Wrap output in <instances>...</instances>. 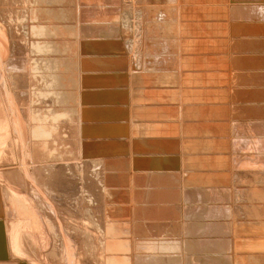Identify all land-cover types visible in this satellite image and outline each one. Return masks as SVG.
Segmentation results:
<instances>
[{
	"label": "rangeland",
	"instance_id": "374dc122",
	"mask_svg": "<svg viewBox=\"0 0 264 264\" xmlns=\"http://www.w3.org/2000/svg\"><path fill=\"white\" fill-rule=\"evenodd\" d=\"M36 1L38 0H0V28L2 30V37L4 38L2 58L0 60V75H2L0 76L2 80V82L0 81V245L4 247L5 255L8 253V257L19 264H132L131 259L135 254L132 253V242L134 239L132 240L133 236L130 231L132 230L133 223L137 220V218L131 217L136 210V204L122 197L130 193V189H132L130 188V184L128 182L124 185L120 184V181L117 179L119 174L146 172L150 173L146 175H151V177L146 181V184L143 183V190L144 187L146 188L145 190L149 191L161 189L163 192H168L169 194L167 195V199L163 198L159 201L145 199L147 202L143 201V209H146V214L151 217H149V222L158 223L161 219L166 221L170 219L172 222H176V220L183 222L184 219H188L186 223L199 221L205 218L199 215L200 212L205 211L204 208L223 207L227 210V213L222 217L215 215L217 217L214 216L213 220L222 225L220 232L224 233L218 231V234L216 232L215 235L211 234L210 237L213 236L214 244L216 242L219 244L224 242L226 248L225 250L223 247L222 249L221 247L219 248V246L218 248H214L217 251L220 250V253L223 252V259L228 264H264V212H261V208L264 209V182L258 178V172L261 171L262 166L254 163L256 155L260 161L262 160L260 152L248 150L245 148L246 145H242L244 147L241 149H234L233 145H228L229 142L227 148H231L227 149L226 158L228 157L227 159L232 165L228 167L227 172H223L224 175L222 174L224 179L227 177L226 174L229 176V179L227 182L225 181V185L220 182L219 184L213 183L215 178L208 170V166L204 165L205 167L201 166L199 169L200 166L198 167L197 163L203 161L204 158H208L206 156L208 154L207 151L201 150L200 144L197 145L196 149H188L187 141L190 139H184L179 133L180 130L185 131L184 128L187 125L182 123L181 120L189 118V103L193 101L190 98L189 100L188 98H184V102L182 101V98L186 97L184 93L189 90V85H186L188 83H183L181 80L180 82L176 80L177 83H173V80L169 84L164 78V82L161 79L160 82H156L157 84L151 82V84L158 86L155 88H161L167 84L170 85L168 88L171 93L177 88L176 93L179 94L178 96H181V99L176 101L163 100L164 102H162L163 105H166L165 109L172 111L173 116L170 114L166 115L165 113L162 116V111H165L164 108H162L159 114L158 107H151L152 111L149 110L148 113L153 115L152 118L157 115L158 117L156 118L158 119H151L153 124L145 131L137 129L139 125L143 127V116L133 115L132 110L143 108V74L153 73L155 77L157 75L162 76L164 73L174 74L175 78H178L177 73L180 74V60H178L177 47L178 43L180 45L183 41L181 37L183 34L181 35V32L177 31L176 24L174 25L173 20H171L174 14L169 11L168 0H78V23L81 21L79 27L81 24L83 25L80 27L81 31L77 40L78 47H76L78 49L74 53L75 56L73 52H70L71 55L69 56L70 53L66 52L65 54L61 51L57 53L56 48L52 47L50 49V46H48L51 43L50 41L53 44L58 43V40L64 41L63 38H57L55 35H51L50 37L47 34L42 39L45 44L50 39L48 45L46 44L48 49H46L47 46L45 47L44 43L39 47L35 44L38 41V33H35L34 37L32 34L34 30L37 32L36 25L39 22L30 20L32 18L30 14L32 12L30 11L39 6V1ZM204 3L207 6L206 2L203 1L196 7L202 8L201 6ZM54 7L58 8V3H55ZM29 9L31 10L29 11ZM113 10L116 11L114 15L112 13ZM196 10L192 15L199 16L201 10ZM143 14L145 18H143ZM164 14H166L165 17ZM80 15L86 19L84 20ZM110 15L111 17H109ZM138 15H141V21L138 19V22L141 23H138L139 32L134 33L135 38H137L134 39L139 42L140 49L137 47L138 49L136 48V53L133 56L130 53V57H136V62L134 63L133 60H129V54L122 50L124 49L122 47L123 41L118 39L120 34H118L119 30L117 28L122 26V22H136ZM160 15L164 18L160 17ZM175 15L177 17L176 12ZM124 18L127 20H124ZM182 18L179 19L180 23L184 24V27H188V23H185L186 17L182 16ZM32 24H35L34 26L36 27ZM32 27L34 28L33 31ZM102 32H105L104 35L101 34ZM40 35L38 37L41 39ZM186 36L187 34L183 35L185 38ZM180 40L182 41L180 42ZM35 46L36 49L34 48ZM49 49L50 52L48 51ZM47 52L49 53L47 54ZM73 57L78 59L83 58L81 63L85 60L87 61L89 57L105 63L102 66L99 65L101 71L116 77L114 84L112 86L108 85L109 88H112L108 89L107 86H101L100 91L113 90L114 93L117 92L119 94V99L122 102H119V104L112 103L113 99L109 100L107 98L108 100L105 99L107 102L104 99H100V102L104 101L99 103L95 99L96 95L92 86L91 88L87 86V89L81 86H64L61 91L60 89L58 91V88L54 87L55 85L49 84L46 81L45 83L42 82V78L53 77L62 72L50 71L48 68L43 69L44 67L41 68L42 71L33 69L34 64L36 65V62H40L41 59L47 62L51 59L62 61ZM46 62L42 64H46ZM116 65L119 68H115L116 71L113 70L112 72L111 67H115ZM159 67L162 68L158 69ZM236 68L238 67L231 63V68L228 70L229 76H231L230 80L232 79L228 84V87H232L228 90L230 94L234 90L233 86L241 83L239 82L241 81L240 73L238 75ZM81 71L84 72L82 68L81 70L79 69V76L82 75ZM117 74L120 76H117ZM134 77L135 79H133ZM23 79L26 83L21 87ZM149 82L144 80V83ZM161 82L163 84H160ZM241 87L243 89V84ZM150 90H154V88L151 87ZM191 90L193 91V89ZM19 92L26 94L27 98L24 101L20 99ZM58 92L66 94L68 98L65 99L63 96L59 97L58 95L53 96V94H58ZM91 93H94L93 95L95 96L93 97ZM72 94H76L77 101L71 97L73 96ZM7 95L10 96L12 104L8 103ZM82 96L87 97L84 100L85 102L80 101L83 98ZM131 96L134 97H132V104H130ZM236 99H238V96H236ZM243 99L244 101L239 103H242V105L246 104L247 106L251 105V101L247 97ZM200 100L198 102L204 103L205 101L209 106H212L209 101ZM223 104L227 106V110L231 108V111L241 106V104L239 106V104H233L231 101ZM11 107H15L16 110L14 108L11 109ZM176 111H179V116H176L178 115ZM17 114L19 115L17 116ZM231 114L230 118L235 121L236 116L233 112ZM82 117L85 118L83 119ZM227 119L223 122L229 125L226 139L231 140L232 138L239 137L237 134L236 137L232 133L230 122L232 120ZM181 123L182 125L180 126ZM135 124L138 125L135 126ZM114 126H116L115 129L113 128ZM135 129L138 131H135ZM140 133H143L142 147L136 142L140 138L139 136H141ZM83 135H87L88 137H84ZM201 139L204 140L203 137H195L192 140H196L195 142L197 143ZM254 139L260 141V137L256 136L255 138L254 136ZM117 141L120 142L115 143ZM122 141L123 143H121ZM149 141L164 144L161 146L160 144L151 146ZM181 141L182 143L183 141L185 142L183 143L185 146ZM93 142L98 143V145L100 143L101 145L99 146L100 149L97 147L98 150L96 149V152L92 149ZM91 143L93 144L92 148ZM89 147L91 150H89ZM131 147L135 148L132 149ZM241 151L250 154L248 157H242L236 161L234 154H240ZM155 156L167 158L171 165H159L156 163L149 166L150 161L155 160ZM140 160L141 162L139 163ZM193 160L196 161L195 165H192ZM231 160L234 161L235 165ZM123 168L126 169L123 170ZM46 170H50V172H45ZM184 173L208 174L213 177H211L212 183L208 182L206 185L202 184L198 186L192 185L191 187V184L189 186L188 182L184 181ZM157 174L168 175L169 178L171 176L170 179L172 180L173 178L175 181L172 180L171 185L164 186L155 181L151 182V178H154ZM173 176H176L175 179ZM222 177L219 176L216 180ZM190 189L191 191H208L206 189H209L208 192L216 190L214 192L215 195L219 190H222L228 193V197L223 199L221 196L216 195V198L213 193L210 200L204 199L202 201L200 200L202 197H199V195H195L196 198H194V195L192 197L189 194ZM241 191H246V194L242 196ZM245 209H248L249 212H246ZM148 210H151L153 215ZM174 210L175 212L181 211L180 216L177 217L173 213ZM158 212L161 214L158 215ZM186 212L188 214L192 212V217ZM148 215L146 219L144 218L143 222L148 219ZM182 215L185 217H182ZM156 220L158 221L156 222ZM120 227H124L121 233L118 231ZM222 229L227 230L222 231ZM123 232L127 234H123ZM157 234L155 233L154 236L150 235V237L146 235L147 237H145L147 239H156L159 238L157 236H160ZM62 236H64V240L67 239V242H65L67 253L69 254L68 257H71V259L68 258V261H64L61 258L62 252L60 254L61 260L57 258L58 249L60 248V244H62ZM191 237L193 242L208 239L205 232H200L199 235L196 234L195 237ZM183 238L186 239L187 237L183 236ZM70 242H72V245ZM124 244L125 247L129 246H127L126 252L124 251ZM211 250L215 251L214 249ZM178 253L176 256L184 258V261L191 254V256H199L200 254L193 250L184 251L183 255H180V252ZM142 256L144 254H140L139 257ZM154 256L157 257L155 254ZM169 256H173V254ZM186 263L188 262L186 261Z\"/></svg>",
	"mask_w": 264,
	"mask_h": 264
},
{
	"label": "bare ground",
	"instance_id": "6f19581e",
	"mask_svg": "<svg viewBox=\"0 0 264 264\" xmlns=\"http://www.w3.org/2000/svg\"><path fill=\"white\" fill-rule=\"evenodd\" d=\"M39 1V2H38ZM36 2H38L39 6L37 8H35L34 10L30 11L31 9H29L30 13L31 14V17L30 20L32 19L33 21L35 20L36 22H39L37 23L38 25L37 26V29L36 30L37 32H33V37L35 35V33L37 35V40L36 41V45L41 46L42 43H44L42 41V39L48 35H55L57 38H63L64 41H60L58 40L59 42L56 43V44H53L52 41H50L51 43L48 45V40L47 41V45L50 46V49L53 47V48H56L57 50V53H60L61 52H64L66 54L67 53H70V52H73V54L76 52V47L77 46V40H78V35L80 34V27H82L83 24H81V26L79 27V22L78 23V8L79 7L78 5V0H38ZM167 1V0H165ZM196 1H203V0H196ZM206 2V5L205 6V3L201 6L202 8L200 7H195V6H198L195 5V6H191L192 2H188L187 0H168L167 4H168V7H169V11H171L174 16L171 20H173V23L174 25L176 24L177 28H178V32H181V35L182 34H189V28L188 27H184V24H181L180 23V18H182V16H190L192 15L193 13H195V10L197 8V10H201L199 12V16H212V15H218V18L217 20H219L220 18V22L218 23L221 24V22H223L224 20H227L229 21L228 24H231V19L235 20V21H238V19H248L250 21H254L256 22L257 24L255 26H252L253 27H250V30L252 29V33L253 31L256 33H254L255 36L253 37H250L248 34L246 37L244 38H241L238 40V43H237V46L235 45V43L233 41H231V45H232V48L235 50L236 53L240 54V58L237 57V55H234L232 56V65L234 64L236 67H239L238 65L236 64H242L240 67H242V71H241V81L239 82H243V89L247 90L248 89V92L244 95V97H247V99H249L251 101V105H239L240 107L236 108L235 110H233L232 112L234 113V115L236 116L235 117V121H233L234 119H231L232 121L231 122V131L233 134H239V130H241V128L239 127V122L240 121H247V122H253V124L249 125L248 127L245 126L244 127V136L245 137H251L250 139H246L243 141V143H241V145H238L237 146V143L235 142L234 138H232L231 140L229 139V144L228 145H233L234 149H240L243 148L245 145V148L247 149H252V150H257L258 152H260L261 156H262V162L258 159V156L256 155V161H254L255 164H259L260 166H262L261 168V171L258 172L259 174V177L260 179H262V181L264 182V0H225V4L223 2H219L220 0H204ZM224 1V0H222ZM35 3V2H34ZM55 3H58L59 7L56 8L54 7V4ZM81 3V2H80ZM110 3H112V1H110ZM202 3V2H201ZM37 4V3H36ZM190 4V5H188ZM200 4V3H199ZM152 5H154L152 3ZM224 7H222V6ZM46 6V7H45ZM36 7V6H35ZM81 9V8H80ZM130 9V8H129ZM196 10V11H197ZM130 11V10H129ZM82 12V11H81ZM115 10L112 11L113 15L115 14ZM133 12V11H132ZM166 12V10H165ZM175 12L177 13V17L175 15ZM80 13V12H79ZM83 13V12H82ZM81 13V15L83 16V14ZM86 13V12H85ZM84 13V14H85ZM211 13H214V14H211ZM89 14V13H88ZM132 14V13H130ZM134 14V13H133ZM142 14V13H141ZM80 15V16H81ZM87 15V14H85ZM112 15V14H111ZM111 15L109 17H111ZM166 14H164V17H165ZM168 15V14H167ZM187 15V16H186ZM197 15V13H196ZM29 16V15H28ZM81 16V17H82ZM134 16V15H133ZM80 17V18H81ZM136 17V16H135ZM159 17V16H158ZM160 17L164 18L162 15H160ZM84 19V17H82ZM88 18H89V15H88ZM87 18V19H88ZM121 18V17H120ZM143 18H145L144 14H143ZM142 18V19H143ZM86 19V18H85ZM84 19V20H85ZM126 18H124L125 20ZM141 21V15L138 17H136V22H133V23H124L122 22V26H119L117 29L119 30L118 31V34H120L119 36V40H122L123 43H122V47H124V49H122L125 53L129 54V60H133L134 63L136 62V57H130V53H132L131 56H133V54L136 53V50L138 49L137 47H139V42L138 41H135V36H134V33H137L139 32L138 31V23L140 24L141 22H138L139 20ZM161 19V18H160ZM183 19V18H182ZM181 19V20H182ZM121 20V19H120ZM123 20V19H122ZM127 20V19H126ZM106 21V20H105ZM31 22V21H30ZM129 22V21H128ZM169 22V21H168ZM34 23V22H33ZM43 23V25H42ZM44 23H47V24H44ZM144 23V22H143ZM252 23V22H251ZM85 24V23H84ZM120 24V23H119ZM170 24V22H169ZM189 24V23H188ZM33 25V24H32ZM35 25V24H34ZM33 25V26H34ZM201 25L203 26V32L204 33H207V30L208 29V25H206V27L201 23ZM34 26V27H36ZM39 26V27H38ZM115 26V25H114ZM143 26V25H142ZM221 27V31L223 33L226 32V25L225 24H221L219 25ZM230 26V27H231ZM248 26V25H247ZM26 27V26H25ZM121 27V28H120ZM115 28V29H116ZM142 28V27H141ZM170 28V27H169ZM172 28V27H171ZM30 29V28H29ZM32 31H33V27L31 28ZM95 29V28H94ZM16 30V29H15ZM83 30H84V26H83ZM93 30V29H92ZM114 30V29H113ZM30 32V30H28ZM97 31V29H96ZM176 31V32H177ZM27 32V31H26ZM25 32V33H26ZM116 32V30H115ZM229 32V31H228ZM32 33V32H31ZM41 34V35H40ZM85 34V33H84ZM40 35V37H42L41 39L38 37ZM117 35V34H116ZM138 36V34H136ZM180 35V36H181ZM136 36V37H137ZM183 36V35H182ZM55 37V38H56ZM117 37V36H116ZM187 37V36H186ZM32 38V37H31ZM135 38V39H134ZM185 38V37H184ZM4 38L2 37V30L0 28V60L2 58V50H3V44H4ZM48 39V38H47ZM229 39V38H227ZM35 40V39H33ZM41 40V41H39ZM69 40V41H68ZM139 40V39H138ZM142 40V39H141ZM83 41V40H82ZM182 40H180L181 42ZM32 42V41H31ZM35 42V41H34ZM69 42V43H67ZM114 43V42H113ZM142 43V42H141ZM40 44V45H39ZM45 43V47L47 46ZM120 44V42H119ZM181 44V43H180ZM111 45V44H110ZM48 46L46 49H48ZM92 46V45H91ZM113 46V45H112ZM2 47V48H1ZM37 47V48H38ZM44 47V46H43ZM42 47V48H43ZM117 47V46H116ZM142 47V46H141ZM238 47V49H236ZM36 49V46L34 47ZM137 48V49H136ZM32 49V48H31ZM45 49V50H46ZM50 49L48 50L50 52ZM114 49V48H113ZM140 49V47H139ZM142 49V48H141ZM165 49V48H164ZM33 50V49H32ZM41 50H44V49H41ZM59 50V51H58ZM37 51V50H35ZM53 51V50H52ZM55 51V50H54ZM53 51V52H54ZM55 51V52H56ZM47 52V54L49 53ZM4 53V52H3ZM33 53V51H32ZM119 53V52H118ZM37 54H40V53H37ZM44 54V53H42ZM63 54V53H62ZM123 54V53H122ZM71 55V53L69 54V56ZM75 56V54H74ZM123 57H125L123 55ZM113 58V57H112ZM138 58V57H137ZM151 58V57H150ZM83 59V58H82ZM82 59H78L76 57H73V58H68L67 60H62V61H57L55 59H51V60H48L47 62L46 61H43L42 59L39 61H37L36 65L34 64V70L38 71V70H41L42 67H44L43 69H50L53 70V71H59V72H62V73H59L58 75H55L53 77H45V78H42L43 81L45 83V81L49 84H52V85H55L54 87H57L58 88V91L60 89V91L65 87L67 86H74V87H82V88H85L87 89V86L91 88V86L94 88L93 91L95 92V95H93L92 93V96L96 97L95 99H97V101H99V103L103 102L105 99H113L111 102L113 103H118L119 102H122L120 99H119V94L114 93L113 90H105L103 92H101V86H107L108 85H113L114 82H115V77L112 75L110 76L109 74H105L104 72L101 71V67L103 64L105 63H101L102 61L100 60H97L94 58H91L89 57V59H87V61L85 60L84 62L81 63V60ZM122 59V58H121ZM139 59V58H138ZM180 59V58H179ZM178 59V60H179ZM116 60V59H115ZM113 60V61H115ZM120 60V59H119ZM118 60V61H119ZM127 60V58H126ZM149 60V58H148ZM64 61V63H63ZM112 61V59H111ZM43 62H46V64H42ZM108 62V61H107ZM106 62V64H107ZM146 62V61H145ZM180 62V61H179ZM152 63V62H151ZM112 64V63H110ZM117 64V63H115ZM3 65V64H2ZM47 65V66H46ZM156 65V64H155ZM154 65V66H155ZM158 65V64H157ZM162 65V64H161ZM56 66V67H55ZM120 66V64H119ZM119 66H115V67H111L112 69V72L113 70H115V68H119ZM127 66V65H126ZM134 66V65H133ZM160 66V64H159ZM180 66V65H179ZM146 67V66H145ZM81 68L83 69L84 72L81 71L82 75L81 78L78 74L79 72V69L81 70ZM162 68V67H161ZM160 67L158 69H161ZM16 69V68H15ZM137 69V68H136ZM176 69V68H175ZM120 70V69H119ZM165 70V69H164ZM42 71V70H41ZM49 71V72H50ZM116 71V70H115ZM129 71V70H128ZM138 71V69H137ZM166 72V71H165ZM0 73H1V64H0ZM66 73V74H65ZM163 73V72H162ZM170 73V72H169ZM120 74V72H119ZM117 74V76L119 75ZM165 74V73H164ZM116 75V74H114ZM2 76V75H0ZM120 76V75H119ZM121 76H123L121 74ZM125 76V75H124ZM126 77V76H125ZM136 77V75H135ZM135 77L133 79H135ZM157 77V76H156ZM177 77V76H176ZM180 80H181V73H180ZM80 78V79H79ZM166 82L169 84L170 82H174L175 83V75H171V74H165V76L163 77ZM187 78H190L189 76L186 77V79H184V75H182V82L183 83H187L189 82L187 80ZM200 78V76H199ZM4 79V78H3ZM123 79V78H122ZM164 79H163V82H164ZM202 79V78H201ZM24 80V79H23ZM120 80V79H119ZM127 80V79H126ZM176 80L178 81V79L176 78ZM190 80V79H189ZM243 80V81H242ZM0 81L2 82L1 80V77H0ZM38 81V80H37ZM133 81V80H132ZM143 82V81H142ZM26 81L24 80L23 83H21V87H23L25 85ZM121 83V82H120ZM177 83V82H176ZM157 84V83H156ZM172 84V83H171ZM233 84V83H232ZM1 85V84H0ZM20 85V84H19ZM189 85V84H188ZM235 85V84H234ZM185 86V85H184ZM27 87V86H26ZM48 87V86H47ZM115 87V86H114ZM158 87V86H157ZM112 88V87H110ZM108 87V89H110ZM186 88V87H185ZM76 89V88H75ZM103 89V88H102ZM126 89V88H125ZM128 89H131V88H128ZM177 89V88H176ZM242 89V88H241ZM115 90V89H114ZM127 90V89H126ZM125 90V91H126ZM183 90V89H182ZM185 90V89H184ZM5 91V90H4ZM92 91V90H91ZM179 91V89H178ZM78 92V91H77ZM80 92V91H79ZM124 92V91H123ZM131 92V91H130ZM129 92V93H130ZM134 92V91H133ZM132 92V93H133ZM20 93V99L22 101H24L27 97H26V94L25 93ZM135 93V92H134ZM151 93V92H150ZM174 93V91L172 92ZM180 93V92H179ZM184 93V92H183ZM194 93L193 97L191 100H200V99H204L206 101H209L208 99H211L207 97H205V92H201L200 94H196L195 91H190V90H187L184 94L186 95V97H183L182 98V101L183 99L185 98H188L189 100V96H191L192 94ZM85 94V93H84ZM88 94V93H87ZM178 94V93H177ZM19 95V94H18ZM56 96L58 95L59 97L60 96H63L65 99L68 98V96L66 94H63V93H59L58 94H53V96ZM73 95V94H72ZM83 95V94H82ZM129 95V94H127ZM131 95V94H130ZM129 95V96H130ZM179 95V94H178ZM181 95V94H180ZM9 95H7V100L9 101L8 103L12 104L11 101H10V96L8 97ZM75 95L71 96L73 98L76 99V101L78 100L77 97H75ZM91 96V97H92ZM143 96V95H142ZM154 96V95H153ZM79 97V96H78ZM81 97V96H80ZM83 97V96H82ZM122 97V96H121ZM243 97V98H244ZM86 96H84L82 98V100L80 101H84L86 100ZM90 98V96H89ZM88 98V99H89ZM242 98V99H243ZM19 99V101H20ZM93 99V98H92ZM100 99H104L103 101L100 102ZM107 99V100H108ZM15 100V99H14ZM94 100V99H93ZM202 100V101H204ZM244 100V99H243ZM246 100V99H245ZM21 101V102H22ZM88 101V100H87ZM96 101V102H97ZM106 101V100H105ZM166 101V100H165ZM201 101V100H200ZM14 102V101H13ZM85 102V101H84ZM94 102V101H93ZM107 102V101H106ZM105 102V103H106ZM181 102V101H180ZM184 102V101H183ZM192 102V101H191ZM205 102V101H204ZM211 101H209L210 103ZM241 102V101H240ZM249 102V101H247ZM245 103V102H244ZM250 103V102H249ZM182 104V103H181ZM191 104V103H189ZM213 104V103H211ZM9 106H12V105H9ZM15 106V105H13ZM181 107V106H180ZM211 107V106H210ZM236 107V106H235ZM15 109V107H11V109ZM112 108V107H111ZM114 108V107H113ZM226 110H227V106L225 107ZM84 109V108H83ZM129 109V108H128ZM150 109V108H149ZM149 109H145L144 112H148ZM177 109V108H176ZM180 109V108H179ZM231 109V108H229ZM16 110V109H15ZM151 110V109H150ZM170 109H165V111H162V116L163 114L165 113L166 115H171L173 116V113ZM186 110V109H185ZM12 112H14L13 110H11ZM91 111V110H90ZM120 111V110H119ZM133 111V115H141L143 116V108H135L132 110ZM152 111V110H151ZM180 111V110H179ZM179 111H176V113L178 112V115L176 116H179ZM187 111V110H186ZM191 111V110H189ZM188 111V112H189ZM78 112V111H77ZM100 112V111H99ZM169 112V113H168ZM172 113V114H171ZM92 114V113H91ZM94 114V113H93ZM98 114V113H97ZM95 114V115H97ZM101 114V113H100ZM114 114V113H113ZM164 114V115H165ZM181 114V113H180ZM184 114V113H183ZM19 114H17L18 116ZM99 115V114H98ZM110 115V114H109ZM189 115V114H188ZM100 116V115H99ZM121 116V115H120ZM113 117V116H112ZM175 117V116H174ZM239 120H238V118ZM83 118V117H82ZM85 118V117H84ZM83 118V119H84ZM87 118V117H86ZM90 118V117H89ZM95 118V117H94ZM123 118V117H121ZM178 118V117H177ZM237 118V120H236ZM93 119V118H92ZM91 119V120H92ZM97 119V118H96ZM120 119V118H119ZM186 119V118H185ZM227 119V118H226ZM225 119V120H226ZM241 119V120H240ZM129 120V119H128ZM228 120V119H227ZM127 121V120H126ZM130 122V121H129ZM134 122V121H133ZM153 122V121H152ZM229 122V121H228ZM230 124V123H229ZM95 125V124H94ZM114 125V124H113ZM138 125V124H137ZM135 124V126H137ZM226 125V124H225ZM91 126V125H90ZM98 126V125H97ZM106 126V125H105ZM119 126V125H118ZM125 126V125H124ZM228 126L229 125H226V128L228 129ZM87 127V126H86ZM84 127V128H86ZM94 127V126H93ZM92 128V127H91ZM114 129L116 128V126L113 127ZM122 128V127H121ZM136 128V127H135ZM141 128V129H140ZM172 128V127H171ZM179 128V127H178ZM230 128V127H229ZM247 128H251V130L247 129ZM94 129V128H93ZM93 129H90V130H93ZM106 129V128H105ZM104 129V130H105ZM137 129L138 130H141V131H144L143 130V127H141V125L137 126ZM135 129V131L137 130ZM147 129V128H145ZM151 129V128H150ZM119 130V129H118ZM129 130V129H128ZM137 130V131H138ZM152 130V129H151ZM184 130H186V127L184 128ZM100 131V130H99ZM183 131V130H182ZM98 132V131H97ZM104 132V131H103ZM114 132H117V131H114ZM106 133V132H104ZM146 133V132H145ZM231 133V134H232ZM86 134V133H85ZM90 134V133H89ZM98 134V133H97ZM113 134V133H112ZM117 134V133H116ZM122 134V133H121ZM154 134V133H153ZM125 135V134H124ZM135 135V134H134ZM141 136H139L140 138H138V140H136L137 144L139 146L142 147L143 145V133H140ZM236 135V137H237ZM84 136V135H83ZM87 136V135H86ZM84 136V137H86ZM97 136V135H96ZM99 136V135H98ZM105 136V135H104ZM118 136V135H117ZM123 136V135H122ZM234 137V135H232ZM239 136V135H238ZM254 136L256 138L257 137H260V141H257V139L255 140L254 139ZM88 137V136H87ZM90 137H92V135H90ZM145 137V136H144ZM116 138V137H115ZM130 138V137H129ZM165 138V137H164ZM204 138V137H203ZM239 138V137H237ZM163 140V139H162ZM202 140V139H201ZM146 141V140H145ZM198 141V140H197ZM100 142V141H99ZM120 141H117L115 143H118ZM83 143V142H82ZM86 143V142H85ZM90 143V142H89ZM123 143V141L121 142ZM128 143V142H127ZM147 143V142H146ZM149 143L151 144V146H156L157 144H160L163 145L164 143H154V142H150ZM182 143V141H181ZM180 143V144H181ZM183 143H185L183 141ZM182 143V144H183ZM87 144V143H86ZM94 144V145H93ZM93 144L91 143V148H92V145H93V148L96 152V149L97 147L99 148L100 143L98 145V143L96 144V142H93ZM102 144V143H101ZM200 144V142H195L194 143V149L197 148V145ZM205 144V143H203ZM239 144V143H238ZM127 145V144H126ZM184 145V144H183ZM242 145H244L242 147ZM86 146V145H85ZM103 146V144H102ZM121 146V145H120ZM185 146V145H184ZM189 147V146H188ZM187 147V148H188ZM200 147H201V144H200ZM91 148L89 147V150H91ZM124 148L126 149V147L124 146ZM132 148V147H131ZM135 148V147H133ZM132 148V149H133ZM146 148V147H145ZM163 148V147H162ZM177 148V147H176ZM183 148V147H182ZM202 148V147H201ZM231 148V147H229ZM228 148V149H229ZM100 149V148H99ZM167 149V148H166ZM189 149V148H188ZM186 149V150H188ZM193 149V148H192ZM190 149V150H192ZM93 150V151H94ZM98 150V149H97ZM157 150V149H156ZM171 150V149H170ZM183 150V149H182ZM202 150V149H201ZM223 150H224V147H223ZM88 151V149H87ZM132 151V150H130ZM135 151V150H134ZM168 151V150H167ZM166 151V152H167ZM127 152V151H126ZM85 153V152H84ZM90 153V152H89ZM99 153V152H98ZM92 155V153H90ZM96 154V153H95ZM90 155V156H91ZM94 155V153H93ZM140 158V157H139ZM138 158V159H139ZM228 158V157H227ZM131 159V158H130ZM154 161H150V165L152 164H159V165H171V163H169V160H167V158L165 157H157L155 156L154 157ZM178 159V158H177ZM175 159V160H177ZM199 159V158H198ZM210 160V158H204L203 161H200V162H197L198 163V167L199 169L201 168V166L205 167L206 166V160ZM132 160V159H131ZM137 160V158H136ZM188 160V159H187ZM197 160V159H196ZM228 160V159H227ZM134 161V160H133ZM132 161V162H133ZM211 161V160H210ZM217 161V160H215ZM233 161V160H231ZM237 161V159H236ZM235 161V162H236ZM131 162V163H132ZM141 162V160L139 161V163ZM147 162V161H146ZM144 162V163H146ZM149 162V161H148ZM196 162V161H195ZM258 162V163H257ZM190 163V162H189ZM203 163V164H202ZM228 163L230 165H232V163L228 160ZM143 164V162H142ZM174 164V163H173ZM186 164V163H184ZM219 164V162H218ZM233 164H234V161H233ZM176 165V164H175ZM187 165V164H186ZM189 165V164H188ZM195 165V164H194ZM205 165V166H204ZM235 165V164H234ZM137 166V165H136ZM135 166V167H136ZM143 166V165H142ZM190 167V166H189ZM196 167V166H194ZM225 167V166H224ZM140 168V167H139ZM147 168V167H146ZM180 168V167H179ZM183 168V167H182ZM232 168V167H231ZM126 169V168H125ZM123 168V170H125ZM189 169V168H188ZM41 170V169H40ZM195 170V168H194ZM184 171V170H183ZM196 171V170H195ZM45 172H50V170H46ZM195 173V172H194ZM194 173H188V174H183V179L184 181H187L190 186L191 184V187L192 185H202V184H207L208 182L212 183V179L210 175L208 174H194ZM69 174V173H68ZM146 174H150V173H146V172H140V173H136V174H132L130 172L126 173V174H119L118 175V179L120 181V184H125V183H129L130 184V193H128L127 196H122L123 198H126L127 201H130V202H135V206H136V210L135 212H133V216L131 217H135L137 218V220L133 223V227H132V230L130 231L132 233V247H133V252L135 255L132 257L131 261H132V264H228V262L224 261L223 259V255L222 253L223 252H219L220 250L217 251L216 248H219L222 247L226 248V245L224 244V242L222 244H219L218 242H216L214 244V238L213 236L210 237L211 234H214L217 232V234L220 232V229L222 227L221 224H219L218 222H214L213 218L217 217L215 215H219V216H224V214H226L227 210L224 209L223 207L222 208H216V207H206L204 208L205 211H202L201 208L200 210L202 212L199 213L200 217H205L204 219L202 220H197V221H194V222H188L186 223V221L188 220H183V222L181 221H178L176 220V222H172L170 221H166V220H163L162 222H159L161 220H156V222L158 221V223H153V222H149V215L146 214L145 210L146 209H143V201L145 199H150L151 200H154V201H159L163 198H166L167 199V195L168 192H163L161 189L159 190H153V191H149V190H145L146 188L144 187V190H143V183L146 184V181L151 177L150 176H147ZM45 175V174H44ZM48 175V173H47ZM116 175V174H115ZM180 175V174H179ZM214 175V174H212ZM224 175V174H223ZM55 176V175H54ZM219 171L218 173H216L214 175V178L216 180V178L218 179L219 177ZM226 182L228 181L229 179V176L226 174ZM46 177V176H45ZM174 177V176H173ZM176 177V176H175ZM174 177V179H175ZM182 177V176H181ZM224 177V176H223ZM220 178L219 180H214L213 183H218L219 182L221 183V180L223 179ZM117 178V177H116ZM171 178V176H170ZM168 177V175H163V174H157L154 176V178H151V182L155 181L157 182L158 184L164 186V185H168L170 183H172V180ZM213 178V177H212ZM251 178V177H250ZM178 180V179H177ZM237 180V179H236ZM175 181V180H173ZM182 182V181H181ZM181 182H178V183H181ZM243 182V181H242ZM61 183V182H60ZM59 183V184H60ZM185 183V182H184ZM119 184V185H120ZM186 184V183H185ZM61 185V184H60ZM156 185V184H155ZM171 185V184H170ZM174 185V184H173ZM177 185V184H176ZM223 185V184H222ZM55 186V185H54ZM122 187V186H121ZM171 187V186H170ZM186 187V186H185ZM200 187V186H199ZM61 188V187H60ZM165 188V187H164ZM189 190V188H188ZM191 191V189H190ZM189 191V194L192 196V195H199V197H202L200 200H210V197L211 195L216 192L213 191V192H208V191H201V190H192L191 192ZM121 192V191H120ZM184 192V191H183ZM223 192L224 191H220L218 193H216V195H218L219 197L221 196V198H227L228 197V193L227 192H224V195H223ZM242 192V196L244 194H246V191H241ZM240 192V193H241ZM175 193V192H174ZM185 193V192H184ZM148 194V195H146ZM183 194V193H182ZM187 194V193H186ZM248 194V193H247ZM252 194V193H251ZM18 195V194H17ZM189 195V196H190ZM215 195V193H214ZM215 195V197H216ZM230 195V194H229ZM42 196V195H41ZM193 197V196H192ZM16 198V197H15ZM121 198V197H120ZM196 198V196L194 197ZM198 198V197H197ZM217 198V197H216ZM124 200V199H123ZM65 201V200H64ZM146 201V200H145ZM164 201V200H162ZM14 202V201H13ZM124 202V201H123ZM147 202V201H146ZM192 202V201H191ZM259 202V201H258ZM48 203V202H47ZM151 203V202H150ZM152 204V203H151ZM156 204V203H155ZM187 204V203H186ZM48 206V205H47ZM50 207V206H49ZM151 207V206H150ZM52 208V207H51ZM145 208V207H144ZM149 208V207H148ZM227 208V207H225ZM151 209V208H150ZM228 209V208H227ZM52 210V209H51ZM155 210V209H154ZM185 210V209H184ZM246 210V209H245ZM32 211V210H31ZM150 211L151 213V210H148ZM147 211V212H148ZM159 211V210H158ZM14 212V211H13ZM53 212V211H52ZM83 212V211H82ZM85 212V210H84ZM83 212V213H84ZM88 212V211H87ZM86 212V213H87ZM181 211L179 212H175L174 210V214L178 217L180 216L179 214ZM246 212H249V210L247 209ZM261 212H264V209L261 208ZM157 213V212H156ZM166 213V212H165ZM187 213V212H186ZM90 214V213H89ZM152 214V213H151ZM161 214L158 212V215ZM184 214V213H182ZM188 214V213H187ZM186 214V215H187ZM190 216L192 214V212H189ZM188 214V215H189ZM147 215H148V219L146 221L143 222V220H145L147 218ZM153 215V214H152ZM157 215V214H155ZM163 215V214H162ZM165 215V214H164ZM187 215V216H188ZM198 215V214H197ZM84 216V215H83ZM168 216V215H167ZM215 216V217H214ZM233 216V215H232ZM261 216V215H260ZM90 217V215H89ZM153 217V216H152ZM182 217H185L184 215H182ZM189 217V216H188ZM192 217V216H191ZM88 218V217H87ZM91 218V217H90ZM145 218V219H144ZM151 218V217H150ZM163 218V217H162ZM165 218V217H164ZM196 218V217H195ZM219 218V217H218ZM158 219H160V217H158ZM183 219V218H182ZM181 219V220H182ZM194 219V218H193ZM198 219V218H197ZM201 219V218H200ZM45 220V219H44ZM76 220V219H75ZM152 221V220H151ZM155 222V221H154ZM222 223V222H221ZM85 224V223H84ZM123 225V224H122ZM59 226V225H58ZM126 227V226H125ZM225 227V226H224ZM223 227V228H224ZM127 228V227H126ZM125 228V229H126ZM124 229V227H120V229L118 231H120V233L122 232V230ZM59 230V229H58ZM62 230V229H61ZM86 230V229H85ZM224 229H222L223 231ZM227 230V229H226ZM224 230V231H226ZM56 231V230H55ZM125 231V230H124ZM219 231V232H218ZM161 232H165V233H161ZM200 232H205V234L208 236V239L207 240H199V241H194L191 240L192 237H195L196 234H200ZM126 233V232H123V234ZM157 234V235H160V236H157L159 238H156V239H147L146 235H148L150 237V235L154 236V234ZM220 233H224V232H220ZM226 233V232H225ZM60 234V232H59ZM127 234V233H126ZM61 235V234H60ZM64 235V233H63ZM220 235V234H219ZM65 236V235H64ZM64 236L63 239L61 238V243L60 244V248L58 249V254H57V258L60 259V254H61V258L64 260V261H68V258L71 259V257H68V253H67V246H66V243L67 242V239L64 240ZM128 236V235H127ZM146 236V237H145ZM183 236L187 237L186 239L183 238ZM61 237V236H60ZM66 237V236H65ZM156 237V236H155ZM201 237V236H200ZM206 237V236H204ZM203 237V238H204ZM218 237V236H217ZM69 238V237H68ZM154 238V237H153ZM197 238V237H196ZM184 239V240H183ZM59 240V239H58ZM69 240V239H68ZM131 240V241H132ZM186 240V241H185ZM9 241V240H8ZM7 241V242H8ZM219 241V240H218ZM221 241V240H220ZM59 242V241H58ZM57 243V242H56ZM60 243V242H59ZM71 245H72V242H70ZM227 243V242H225ZM91 244V243H90ZM126 244V243H125ZM125 244H124V251L126 252V249H128V247L126 248L125 247ZM219 244V245H218ZM59 245V244H58ZM70 245V244H69ZM74 246V245H73ZM19 247V246H18ZM59 247V246H58ZM216 247V248H214ZM228 248V246H227ZM30 249V248H29ZM71 249V248H70ZM211 249H214L215 251L211 250ZM73 250V249H72ZM196 251V252H199V256H191L189 258H185L187 260L184 261V258H180L179 256H176L178 255L180 252V255H183L182 253L184 251ZM128 251V250H127ZM70 252V250H69ZM75 252V251H73ZM91 253V252H90ZM71 254V252H70ZM140 254H144V256L142 257H139ZM157 255L156 256H154ZM173 256H169V255H172ZM13 255V254H12ZM196 255V254H195ZM222 255V257H221ZM130 257V256H129ZM228 260H230L228 257H226ZM225 258V259H226ZM130 259V258H129ZM234 260V259H233ZM56 261V260H55ZM69 261H72V260H69ZM74 261V260H73ZM186 261L188 263H186ZM18 263V262H17ZM19 264V263H18ZM70 264V263H68ZM232 264V263H231Z\"/></svg>",
	"mask_w": 264,
	"mask_h": 264
},
{
	"label": "crops",
	"instance_id": "0c3cea01",
	"mask_svg": "<svg viewBox=\"0 0 264 264\" xmlns=\"http://www.w3.org/2000/svg\"><path fill=\"white\" fill-rule=\"evenodd\" d=\"M188 2H192V6H195L203 1L196 0H187ZM220 3H226L225 0L219 1ZM222 6V5H221ZM225 6V5H224ZM222 6V7H224ZM196 7V6H195ZM214 14V13H211ZM218 15L212 16H194L190 15L186 17L185 23L188 24L189 34L186 38H183V41L177 47V51L179 54V70L181 73V81L182 75H184V79L187 76L189 82V90L193 89L196 94H200L201 92H205V97H209L208 99L213 103L210 107L207 103H200L196 100H193L190 104L189 118L181 120L182 123L186 124V130H180V136L183 137L187 141V146L189 149H194V143L196 140H192L195 137H204V140H200V144L202 150L207 151L208 158L210 160H206V166H208V170L212 174L218 173L220 171V176L222 177L223 172H227L230 164L226 158L227 152V144L229 140L226 139L228 134V129L226 125L223 123L226 118L230 119L231 117V109L226 110V106L223 104L225 102L231 101L233 104H241L240 101L243 102L242 98L248 92V89H241L242 83L239 85L233 86V92L230 94L228 90L232 87H228L230 80L228 70L231 68L232 56L237 55L240 58V55L235 52L232 48L231 41L235 43L237 46L238 40L247 36L253 37L256 33L250 27L255 26L257 23L254 21H250L248 19H238L235 21L231 19V24H228L227 20L221 22V24L226 25V32L223 33L221 31V27L218 25L220 22L217 20ZM252 22V23H251ZM192 23V24H191ZM206 27L208 25L207 33H204L203 26ZM253 24V26H252ZM248 25V26H247ZM231 26V27H230ZM229 31V32H228ZM105 32L101 34L104 35ZM255 33V35H254ZM100 35V36H102ZM184 35V34H183ZM181 38V39H182ZM229 38V39H227ZM238 49V47L236 48ZM239 67L236 68L241 74L242 64H236ZM178 82H180V74H178ZM156 78L153 73L143 74V130L145 131L149 129V126L153 124L151 119L157 120L158 117L155 115H150L148 112H144L145 109L149 108H157L159 109V114L162 111V108L165 109L166 105H163V100H179L181 96H178L176 93V89H174V94H172L168 87L170 85H163L161 88H155L156 85L152 83L160 82V79L163 81L164 74L162 76L157 75ZM174 76V74H173ZM200 76V78H199ZM234 76V75H233ZM241 76V75H239ZM162 77V78H161ZM202 78V79H201ZM190 79V80H189ZM144 80L150 81L149 83H144ZM176 81V78H175ZM243 81V80H242ZM160 84H163L162 82ZM186 84V85H188ZM154 88V90H150V88ZM241 87V88H240ZM154 91V92H151ZM151 92V93H150ZM154 94V96H153ZM168 95L167 97H165ZM194 93L189 96L192 99ZM201 95V94H200ZM195 96V95H194ZM238 96V99H236ZM132 97L130 104H132ZM207 97V98H208ZM134 98V97H133ZM166 98V99H164ZM150 110V109H149ZM158 114V115H159ZM150 115V116H149ZM204 118V119H201ZM180 124V126L182 125ZM183 124V125H184ZM253 124V122L240 121L239 127V138H234L235 142L238 145H241L244 140L250 139L249 137H245L243 130L245 126H249ZM183 128V127H182ZM251 130V128H247ZM209 137V138H207ZM212 139V140H211ZM213 141V142H212ZM205 143V144H203ZM239 143V144H238ZM225 147V150H223ZM240 149V147H239ZM244 150V149H242ZM249 150V149H248ZM252 150V149H251ZM250 153H246L241 151L240 154L235 153V159H241L242 157H248ZM205 155V154H203ZM245 159V158H244ZM250 159V158H249ZM217 160V161H215ZM219 162V164H218ZM196 164L195 161H192V165ZM203 164V163H202ZM225 166V167H224ZM219 169V170H217ZM226 178L221 180V183L225 185ZM209 191V189H206ZM4 247L0 245V264H18L16 261L8 257V253L5 255Z\"/></svg>",
	"mask_w": 264,
	"mask_h": 264
}]
</instances>
